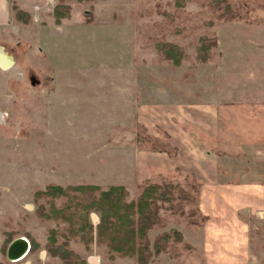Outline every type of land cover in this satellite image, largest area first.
<instances>
[{
	"label": "rangeland",
	"instance_id": "1",
	"mask_svg": "<svg viewBox=\"0 0 264 264\" xmlns=\"http://www.w3.org/2000/svg\"><path fill=\"white\" fill-rule=\"evenodd\" d=\"M226 1L230 10L214 0H67L59 24L56 0H35L38 14L26 22L12 10L0 26V48L11 56L0 67V264H66L44 245L50 228L61 240L66 223L34 211L33 193L46 184L124 182L130 198L148 180L188 192L183 214L161 203L150 241L173 221L188 238L195 233L201 172L264 184V0ZM156 41L184 55L174 64ZM200 42H211L206 61L196 56ZM251 224L264 264V223ZM16 236L38 244L10 260L6 246ZM68 246L81 247L84 259L95 253L98 264H138L110 259L94 242L86 249L78 237ZM192 249L181 238L165 250L181 261L195 258Z\"/></svg>",
	"mask_w": 264,
	"mask_h": 264
},
{
	"label": "trees",
	"instance_id": "2",
	"mask_svg": "<svg viewBox=\"0 0 264 264\" xmlns=\"http://www.w3.org/2000/svg\"><path fill=\"white\" fill-rule=\"evenodd\" d=\"M81 1V0H78ZM222 3L225 10H230L226 0H214ZM180 1H176L179 4ZM13 16L26 22L29 13L11 3ZM70 6L67 0H56L52 7L53 22L59 24L61 18L69 16ZM89 10L83 12L85 20H90ZM211 42H200L196 53L200 61H206L208 47ZM154 46L164 56L177 64L184 55L181 47L170 41H156ZM197 191V185L194 186ZM177 189V188H176ZM34 211L41 217L63 220L66 223V235L60 232L61 240L57 239L56 228H50L45 240V248L51 255H56L66 264H88L79 254L68 246L69 237H78L86 249L94 242L96 246H103L108 258L117 256H133L136 263L146 264L160 251H164L169 240H181V233L175 228L162 230L150 241L147 231L153 225L160 223L158 208L161 203L168 202V208L183 214L180 199H187L188 192L177 189L167 182L145 181L134 197L128 198V193L122 184H107L101 186L95 183L76 184H46L42 189L33 193ZM47 196L50 201L47 207L37 202L39 196ZM64 196L58 205L53 203V198ZM176 202L170 201L174 200ZM190 199V198H189ZM192 199V197H191ZM97 214V221L92 224L89 213ZM203 219V216H201ZM192 223L195 222L191 220ZM33 237H29L31 251L37 247Z\"/></svg>",
	"mask_w": 264,
	"mask_h": 264
},
{
	"label": "crops",
	"instance_id": "3",
	"mask_svg": "<svg viewBox=\"0 0 264 264\" xmlns=\"http://www.w3.org/2000/svg\"><path fill=\"white\" fill-rule=\"evenodd\" d=\"M35 0H0V26H4L12 16L11 3L30 15L38 14L33 8ZM56 24V23H55ZM136 155L138 150L136 148ZM134 160L135 180L136 161ZM197 182L196 207L203 216L199 224L194 225L195 233L190 238L185 235V226L177 225L175 221L169 227L177 229L183 241L190 244L195 252V258L172 260L177 255L167 250L160 251L147 264H259L256 257V245L252 246L250 234L251 220L264 223V184L250 181H232L229 179L206 175L203 172L195 176ZM80 183V182H78ZM116 184L124 185V182ZM126 185V184H125ZM92 224L97 221L94 212L89 213ZM152 229V228H151ZM148 230V237L149 232ZM189 230V229H188ZM187 237V238H186ZM78 254L84 252L81 247L70 246ZM85 259L89 264H98L95 253H87ZM178 256L182 255L178 253Z\"/></svg>",
	"mask_w": 264,
	"mask_h": 264
},
{
	"label": "water",
	"instance_id": "4",
	"mask_svg": "<svg viewBox=\"0 0 264 264\" xmlns=\"http://www.w3.org/2000/svg\"><path fill=\"white\" fill-rule=\"evenodd\" d=\"M4 53H5V51H4ZM7 56L9 58L8 63L10 64L11 56H9V55H7ZM28 246H29V242H28L26 237L16 236V237L12 238L6 246V251H5L6 257L10 260L19 259L20 257H22L26 253Z\"/></svg>",
	"mask_w": 264,
	"mask_h": 264
},
{
	"label": "bare ground",
	"instance_id": "5",
	"mask_svg": "<svg viewBox=\"0 0 264 264\" xmlns=\"http://www.w3.org/2000/svg\"><path fill=\"white\" fill-rule=\"evenodd\" d=\"M8 61H9L8 56L4 53V51L2 49H0V67L2 69L7 68L9 65Z\"/></svg>",
	"mask_w": 264,
	"mask_h": 264
}]
</instances>
